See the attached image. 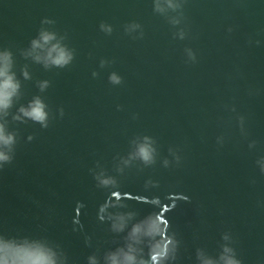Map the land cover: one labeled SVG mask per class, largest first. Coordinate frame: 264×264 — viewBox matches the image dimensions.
Returning a JSON list of instances; mask_svg holds the SVG:
<instances>
[{
	"label": "water",
	"instance_id": "obj_1",
	"mask_svg": "<svg viewBox=\"0 0 264 264\" xmlns=\"http://www.w3.org/2000/svg\"><path fill=\"white\" fill-rule=\"evenodd\" d=\"M182 5L162 15L153 0H0V47L14 51L23 81L11 113L35 95L50 112L47 128L7 117L17 143L0 168V232L46 238L68 264L92 254L103 264L126 235L99 219L111 199L109 212L136 214L129 227L151 213L171 222L180 242L171 264H199V250L219 259L225 245L243 264H264V0ZM45 17L76 53L65 68L22 54ZM134 21L142 28L127 33ZM144 136L155 161L124 165ZM101 171L117 183L100 185Z\"/></svg>",
	"mask_w": 264,
	"mask_h": 264
},
{
	"label": "clouds",
	"instance_id": "obj_2",
	"mask_svg": "<svg viewBox=\"0 0 264 264\" xmlns=\"http://www.w3.org/2000/svg\"><path fill=\"white\" fill-rule=\"evenodd\" d=\"M154 11L162 15H167L169 11H177L182 8V0H153ZM173 24L180 22L178 17H170ZM55 20L45 17L41 21L38 34L30 41L29 47L23 50L25 58L43 64L46 69L65 68L75 59L74 49L66 44L65 37L46 25H52ZM100 30L111 35L114 31L113 25L101 22ZM142 28L138 22L126 25L127 33H134ZM141 35L143 33L141 32ZM183 38L184 33H180ZM188 56L195 59V54L191 49ZM107 61H101L103 66ZM98 73H93V76ZM24 80H30L32 73L27 65L22 69ZM112 84H120L123 77L117 72H112L109 76ZM50 80L38 81L41 91L49 88ZM23 81L16 71V55L9 47H0V168L14 159V150L17 143L16 132L11 131L8 126L7 117L11 114L17 121L31 120L39 123L41 127L47 128L49 125L50 112L48 104L40 95H35L27 104H21L15 114L11 109L16 105L22 96ZM63 108L60 109L63 115ZM33 139L32 136L28 137ZM133 151L128 158L124 159V165L130 164L132 160L139 159L144 164H151L156 159V147L153 138L144 136L133 142ZM168 162L165 161V164ZM261 170L264 171V159L258 161ZM122 170V169H121ZM96 179L100 185L108 186L117 183L112 176H106L103 171L97 173ZM119 205V201H107L100 207L99 219L111 220V230L115 233H124V243L114 249H109L103 257V264H171L175 261L179 250V240L175 233H170L171 222L161 213H151L142 219L130 222L135 217V213L109 212L110 207ZM79 211V209H78ZM107 213V216L105 215ZM229 238L227 235L224 237ZM199 264H243L238 258L235 250L225 245L219 259L207 255L203 250L198 251ZM0 264H68V257L63 250L46 238H33L29 236L7 235L0 232ZM88 264H101L100 258L92 254L88 256Z\"/></svg>",
	"mask_w": 264,
	"mask_h": 264
}]
</instances>
